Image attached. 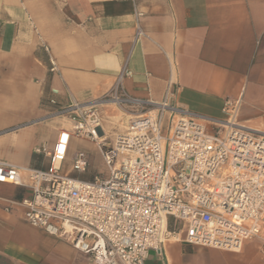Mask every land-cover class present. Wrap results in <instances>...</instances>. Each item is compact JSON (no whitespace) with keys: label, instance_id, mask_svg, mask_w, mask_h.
<instances>
[{"label":"crops","instance_id":"1","mask_svg":"<svg viewBox=\"0 0 264 264\" xmlns=\"http://www.w3.org/2000/svg\"><path fill=\"white\" fill-rule=\"evenodd\" d=\"M163 101L177 116L223 119L226 101L239 104L242 120L264 112V0H0V163L22 169L21 183L0 182V264H93L27 221L25 169L48 165L74 104L114 113L101 125L114 129L122 114L113 107L133 116ZM76 143L92 144L73 136L71 156L85 152ZM67 168L84 179L98 174L90 161L82 173ZM172 239L146 262L264 264L260 237L236 251Z\"/></svg>","mask_w":264,"mask_h":264},{"label":"built area","instance_id":"2","mask_svg":"<svg viewBox=\"0 0 264 264\" xmlns=\"http://www.w3.org/2000/svg\"><path fill=\"white\" fill-rule=\"evenodd\" d=\"M114 99L122 101L116 92ZM236 105L226 101L223 119L168 115L163 135L170 108L163 101L129 118L113 146L99 139L94 105H72L77 118L59 131L48 165L25 169L32 190L20 200L25 218L93 264H146L170 238L224 250L264 239V133L239 123ZM73 136L95 142L108 175L61 171ZM70 162L81 173L89 165L83 151ZM21 170L0 163V182L21 183Z\"/></svg>","mask_w":264,"mask_h":264},{"label":"rangeland","instance_id":"3","mask_svg":"<svg viewBox=\"0 0 264 264\" xmlns=\"http://www.w3.org/2000/svg\"><path fill=\"white\" fill-rule=\"evenodd\" d=\"M113 106H116L113 105ZM238 107H239V104L236 105V120L237 121H240V123H243V124H246V125H250L252 127H256L257 129H260L259 131H262L264 132V112H258L256 114V118H252V119H249V120H242V118L239 117V114H238ZM93 108L96 110L97 112V115H98V120H99V124L100 126L101 125H106V123L104 122L105 120V117L106 115H115L114 113L112 112H103L101 110V107L97 106V105H94ZM115 108L114 110H116L118 112V114H122L121 115V118L118 120V121H115V123L111 124L113 125L114 129H106L102 126V134L105 135V133L107 134L106 136V142H109L110 145H114L115 143V139H116V135L118 133H115L113 130H116L118 128H121L123 129V125H126V123L128 122V119L132 117V115L130 113H134V111H131L130 108L128 107H125L124 106V109H119L117 107H113ZM83 109H87V108H83ZM75 112L74 111H65L63 113L64 115V119L67 120V122H69V126L67 128H71L72 125H73V117L77 118L76 116H74ZM112 120V119H111ZM122 121V122H121ZM121 123V124H120ZM123 124V125H122ZM170 126V117L168 116V114L166 113L163 117V124H162V129H161V133L163 135H167L168 133V128ZM125 130V129H124ZM123 130V131H124ZM117 131V130H116ZM75 137H79V138H85L87 139L88 141H90L92 144H79V143H76L75 146L77 149H82L86 152L87 156L89 157V161H90V166L92 168V173L94 172H97L98 171V174L101 175V176H106L108 175V169L106 167V165L104 164V162L100 159V156H99V153H98V149L97 147L95 146V142L91 141L90 139L84 137V136H75ZM70 157H71V153L69 152L67 155H66V159L64 161V168H63V171L65 172L68 165H70ZM97 168H99V170H97ZM62 171V172H63ZM63 172V173H64ZM171 239V238H170ZM261 240L264 241L263 238H261ZM190 246H194V247H197L196 245H190ZM208 248H213V247H208ZM215 249H220V248H215ZM221 250H224V249H221ZM209 259V257H207ZM154 263V257L149 259V262L147 261L146 264H153ZM169 264V263H168Z\"/></svg>","mask_w":264,"mask_h":264},{"label":"bare ground","instance_id":"4","mask_svg":"<svg viewBox=\"0 0 264 264\" xmlns=\"http://www.w3.org/2000/svg\"><path fill=\"white\" fill-rule=\"evenodd\" d=\"M246 126V125H245ZM249 128V127H248ZM100 130H101V133L100 134H98V136H99V139H102L104 136L102 135V129L100 128ZM253 130H255V129H253ZM255 131H258V130H255ZM258 132H262V131H258ZM262 133H264V132H262ZM172 240H176L175 238H173ZM240 248H235V249H232L233 251H236V250H239Z\"/></svg>","mask_w":264,"mask_h":264},{"label":"trees","instance_id":"5","mask_svg":"<svg viewBox=\"0 0 264 264\" xmlns=\"http://www.w3.org/2000/svg\"><path fill=\"white\" fill-rule=\"evenodd\" d=\"M168 227H169V229H173V227L170 223L168 224Z\"/></svg>","mask_w":264,"mask_h":264}]
</instances>
